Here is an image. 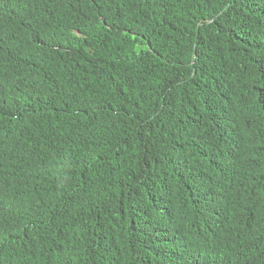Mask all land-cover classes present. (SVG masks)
Returning a JSON list of instances; mask_svg holds the SVG:
<instances>
[{
	"label": "trees",
	"instance_id": "obj_1",
	"mask_svg": "<svg viewBox=\"0 0 264 264\" xmlns=\"http://www.w3.org/2000/svg\"><path fill=\"white\" fill-rule=\"evenodd\" d=\"M0 264H264V0H0Z\"/></svg>",
	"mask_w": 264,
	"mask_h": 264
}]
</instances>
